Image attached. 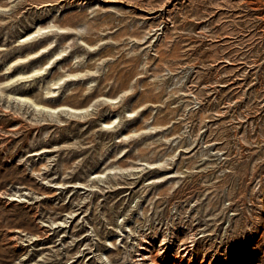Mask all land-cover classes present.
<instances>
[{"label": "rangeland", "instance_id": "obj_1", "mask_svg": "<svg viewBox=\"0 0 264 264\" xmlns=\"http://www.w3.org/2000/svg\"><path fill=\"white\" fill-rule=\"evenodd\" d=\"M263 17L0 0V264H264Z\"/></svg>", "mask_w": 264, "mask_h": 264}, {"label": "bare ground", "instance_id": "obj_2", "mask_svg": "<svg viewBox=\"0 0 264 264\" xmlns=\"http://www.w3.org/2000/svg\"><path fill=\"white\" fill-rule=\"evenodd\" d=\"M247 1V0H246ZM256 4V3H255ZM264 18V17H263ZM44 32H46V31H44ZM34 38V37H33ZM51 49V48H50ZM45 53V52H44ZM4 87V86H3ZM6 87V86H5ZM52 93V92H51ZM54 93V92H53ZM52 93V95H54ZM52 95H50V96H52ZM16 97V96H15ZM18 97V96H17ZM16 97V98H17ZM48 97V96H47ZM15 99V98H14ZM16 100V99H15ZM18 100L19 101H21V103H26V104H28L29 103V105H31V106H33L34 105V107H36L38 110H46L43 106H38V105H36V104H34V103H32V102H30L28 99H26V98H22V97H19L18 98ZM66 108V107H65ZM35 109V108H34ZM58 109V108H57ZM50 111V110H49ZM56 111V110H55ZM46 112V111H45ZM69 112V111H68ZM42 113V112H41ZM44 113V112H43ZM53 113V112H52Z\"/></svg>", "mask_w": 264, "mask_h": 264}]
</instances>
